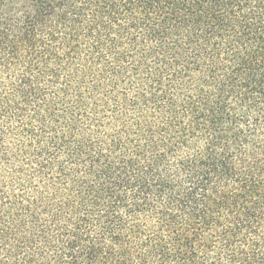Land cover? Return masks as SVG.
I'll return each instance as SVG.
<instances>
[{
  "label": "trees",
  "instance_id": "trees-1",
  "mask_svg": "<svg viewBox=\"0 0 264 264\" xmlns=\"http://www.w3.org/2000/svg\"><path fill=\"white\" fill-rule=\"evenodd\" d=\"M0 264H264V0H0Z\"/></svg>",
  "mask_w": 264,
  "mask_h": 264
}]
</instances>
